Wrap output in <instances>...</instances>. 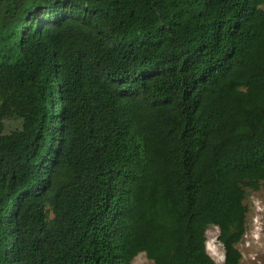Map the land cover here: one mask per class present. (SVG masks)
Returning a JSON list of instances; mask_svg holds the SVG:
<instances>
[{
  "label": "trees",
  "instance_id": "1",
  "mask_svg": "<svg viewBox=\"0 0 264 264\" xmlns=\"http://www.w3.org/2000/svg\"><path fill=\"white\" fill-rule=\"evenodd\" d=\"M264 189V0H0V264H242Z\"/></svg>",
  "mask_w": 264,
  "mask_h": 264
},
{
  "label": "rangeland",
  "instance_id": "2",
  "mask_svg": "<svg viewBox=\"0 0 264 264\" xmlns=\"http://www.w3.org/2000/svg\"><path fill=\"white\" fill-rule=\"evenodd\" d=\"M245 204L248 206L247 231L239 249L243 254L242 264H264V189L248 191ZM219 228L212 226L207 232V249L220 264L224 261V248L218 240ZM133 264H154L143 252Z\"/></svg>",
  "mask_w": 264,
  "mask_h": 264
}]
</instances>
